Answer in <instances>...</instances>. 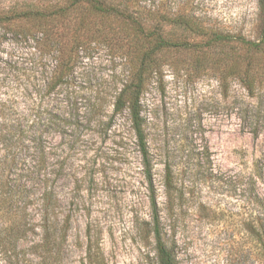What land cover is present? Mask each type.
Here are the masks:
<instances>
[{"label":"rangeland","instance_id":"374dc122","mask_svg":"<svg viewBox=\"0 0 264 264\" xmlns=\"http://www.w3.org/2000/svg\"><path fill=\"white\" fill-rule=\"evenodd\" d=\"M27 1L0 0V122L37 112L56 116V133L47 145L57 159L59 217L69 216L70 222L66 239L46 258L43 250L28 248L21 231L15 245L0 241V264H155L152 238L144 237L151 213L148 183L128 110L114 111L128 65L94 42L79 50L72 71L59 77L55 46L42 50L40 34L22 35L35 29V21L9 15ZM163 1L171 13L192 12L209 28L255 36L258 0ZM70 38L66 34L55 45L68 48ZM219 55L218 48H169L156 54L160 68L148 76L140 95L158 200L163 201L161 180L169 163L192 189L194 205L208 206V211H194L192 204L184 215L176 233L177 264H244L241 188L253 176L255 190L264 197V125L254 136L244 119L254 100L230 75L220 84ZM202 144L211 152L214 182H204L202 168L190 170ZM6 210L0 208L4 237ZM212 210L218 219H211ZM237 244L240 256L231 250Z\"/></svg>","mask_w":264,"mask_h":264},{"label":"trees","instance_id":"16d2710c","mask_svg":"<svg viewBox=\"0 0 264 264\" xmlns=\"http://www.w3.org/2000/svg\"><path fill=\"white\" fill-rule=\"evenodd\" d=\"M258 9L253 38L209 28L186 10L171 13L163 0H28L10 11V17L35 21V29L23 36L40 34L42 50L55 46L59 77L72 71L79 50L94 42L105 44L125 59L128 78L115 98L114 111L128 110L148 183L151 213L144 237L152 238L155 264H177L176 233L192 204L194 211H208L201 201L194 205L192 189L177 177L169 163L164 166L161 180L163 201L158 200L140 106L148 76L160 68L155 55L169 48H218L219 63L224 66L220 84L224 83L222 77L230 75L254 100L245 108L244 119L257 136L264 125L259 124L264 119V0H258ZM171 24L173 30L169 28ZM66 34L71 36L69 47L55 45L62 44ZM55 117L37 112L28 117H4L0 122V208L7 209L8 221L7 235L0 236V241L15 245L21 231L28 239V248L43 250L44 258L66 239L70 222L69 216L63 221L59 217L58 165L53 148L47 145L52 142V133H56ZM193 169L203 170L204 182L216 181L207 145L198 149V162L190 170ZM256 176L262 179L261 171ZM249 179L241 188L246 208L240 212L238 226L245 235L244 264H264V197L255 190L253 176ZM212 211L211 219H218L217 212ZM233 249L235 256L242 253L238 244Z\"/></svg>","mask_w":264,"mask_h":264}]
</instances>
